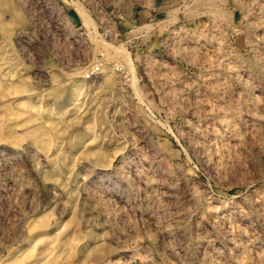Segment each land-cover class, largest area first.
<instances>
[{
  "label": "rangeland",
  "instance_id": "obj_1",
  "mask_svg": "<svg viewBox=\"0 0 264 264\" xmlns=\"http://www.w3.org/2000/svg\"><path fill=\"white\" fill-rule=\"evenodd\" d=\"M32 1L0 0V262L264 264V0Z\"/></svg>",
  "mask_w": 264,
  "mask_h": 264
},
{
  "label": "bare ground",
  "instance_id": "obj_2",
  "mask_svg": "<svg viewBox=\"0 0 264 264\" xmlns=\"http://www.w3.org/2000/svg\"><path fill=\"white\" fill-rule=\"evenodd\" d=\"M34 1V0H33ZM32 1V2H33ZM39 5V4H38ZM43 7V6H42ZM77 9L79 11H81V9L79 7H77ZM82 13V12H81ZM87 19V18H86ZM47 25V24H46ZM53 28V27H52ZM42 29V28H41ZM89 29V28H88ZM43 31V30H42ZM44 32V31H43ZM91 31H89L90 33ZM91 34V33H90ZM94 34V32H93ZM16 37V36H15ZM90 37V36H89ZM97 39V38H96ZM92 42H95L94 40H92ZM96 44V43H95ZM100 45V44H99ZM32 46V45H31ZM33 47V46H32ZM96 47V46H95ZM119 51V50H118ZM114 52H117L116 50H114ZM112 53V52H111ZM122 54V56L124 55L123 53H119ZM95 55V54H94ZM105 55V54H104ZM113 55V53H112ZM103 56V55H102ZM124 57V56H123ZM117 58V56H116ZM119 58V57H118ZM121 58V57H120ZM124 59H126V56L124 57ZM128 59V58H127ZM110 61V60H109ZM116 62V61H115ZM107 63V62H105ZM102 64V63H101ZM102 66V65H101ZM105 66V65H104ZM123 66V65H122ZM91 68V67H90ZM122 68V67H121ZM130 68V67H129ZM104 71H106V69H104ZM111 71V70H110ZM93 72V71H92ZM131 72V70H130ZM82 71L78 72L77 75L81 76ZM86 74V72H85ZM125 74V73H124ZM104 76V75H103ZM105 77V76H104ZM82 89V83H80L79 85H76L74 92H77L78 90ZM34 90V89H33ZM81 93V92H80ZM79 94V93H77ZM83 95V93H81ZM34 96V95H33ZM79 96V95H78ZM72 100V97L71 99ZM22 101H20L21 103ZM22 104V103H21ZM25 104V103H24ZM26 106V105H24ZM96 116V115H95ZM112 130V129H111ZM138 138V137H137ZM140 139V138H139ZM73 142V141H72ZM126 146V145H125ZM197 149V148H196ZM100 151V150H99ZM132 158V157H131ZM130 158V159H131ZM33 159V158H32ZM142 159V158H141ZM103 161V160H102ZM106 161V160H105ZM149 162V161H148ZM15 164V163H14ZM101 164V163H100ZM113 164V163H112ZM108 166V165H107ZM97 167V166H96ZM10 173V172H9ZM2 175V174H1ZM11 190V189H10ZM12 191V190H11ZM110 191V190H109ZM9 192V191H8ZM17 193V192H16ZM2 196V195H1ZM116 199V198H115ZM58 230V229H57ZM41 237V236H40ZM65 239V238H64ZM9 241V240H8ZM50 243H52L50 241ZM56 243V242H55ZM255 243V242H254ZM7 246V245H6ZM210 248V247H209ZM25 252V251H24ZM60 253V251H58ZM24 254V253H23ZM65 255V254H64ZM59 254L57 253L56 250H54L53 248H49L46 251V254L44 256V258L39 259L38 257L35 256V254L33 253V251H29L27 254H24L23 257L21 258H17V259H13V260H6V261H1L0 264H62L61 260H59ZM65 257V256H64ZM63 257V258H64Z\"/></svg>",
  "mask_w": 264,
  "mask_h": 264
}]
</instances>
